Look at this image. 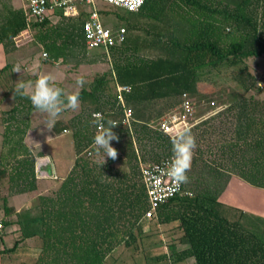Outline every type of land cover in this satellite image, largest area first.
Listing matches in <instances>:
<instances>
[{"label": "trees", "instance_id": "1", "mask_svg": "<svg viewBox=\"0 0 264 264\" xmlns=\"http://www.w3.org/2000/svg\"><path fill=\"white\" fill-rule=\"evenodd\" d=\"M152 3L159 12L143 29L144 37L130 35L138 29L135 21L125 29L124 41L108 52L110 79L130 88L124 101L133 114L131 131L122 126L112 129L118 137L113 148L122 156L117 161L124 158L126 168L112 167L109 157L102 163L82 156L96 134L93 113H103L105 127L108 120L121 118L115 97L105 94L107 79L102 74L89 92L78 93L79 99L88 95L94 100V111L67 125L75 154L72 168L53 195L39 197L35 226L32 217L19 214L14 222L2 221L6 227L17 224L22 233L3 252H15L19 243L36 238L39 248L32 264H105L115 250L130 247L146 223L155 221L174 224L181 232L174 242L186 248L176 251L170 244L173 264L189 258L194 264H264V233L243 225L245 213L220 200L232 177L264 190V99L239 97L188 128L196 141L188 183L181 184L182 195L160 206L152 218H145L148 204L139 169V163L152 164L173 155L171 140L177 128L166 135L150 124L179 105L183 95L199 93L204 69L237 66L244 59L264 56V0H145L137 19L145 18ZM84 15H61L70 21L64 25L45 19L28 27L22 11H9L0 24V45L8 50L9 44L18 46L32 36L50 61L64 63L70 51L79 48ZM29 28L35 35L30 36ZM55 40L59 50L53 54ZM60 47L66 51L64 57L58 56ZM141 51H151L154 57ZM230 77L244 93L260 90L246 67H238ZM16 95L14 107L3 118L0 178L8 175L10 193L22 194L33 192L37 181L34 157L23 144L34 108L29 99ZM160 102L164 107L158 109ZM12 211L9 207L6 214ZM165 256L146 255L155 263Z\"/></svg>", "mask_w": 264, "mask_h": 264}, {"label": "rangeland", "instance_id": "2", "mask_svg": "<svg viewBox=\"0 0 264 264\" xmlns=\"http://www.w3.org/2000/svg\"><path fill=\"white\" fill-rule=\"evenodd\" d=\"M22 7L23 3L21 0H0V24L5 21L9 10L22 11ZM79 8L81 9V12L95 9L102 25L105 28L111 29L113 32L117 31L121 27L125 29L129 28L135 21H138V29L130 32V35L140 37H144L143 29L149 28L151 23L150 19H153V14L159 12V7L157 8L155 4L152 3L145 12V18L137 19L136 13L109 5L99 0H95L93 5L81 4ZM84 17L86 20L87 15H84ZM48 20L51 25H64L70 22L67 18H61V12L59 10H55L53 16ZM71 21L76 22L75 19H71ZM29 33L30 36L35 35L36 31L34 32V29L31 28ZM78 43L79 48L70 51V54L64 63L55 64L53 61L48 59V56H42L46 51L42 45L38 44V41L33 39L31 36L29 42L27 41L26 43H22L18 46H13L14 43L9 44L8 53L10 54L7 56V60H12V58H15L16 55L17 58L21 60V55L26 53V58H30V63L28 64L29 61H26V64L30 66L33 64L36 65V69L30 73L37 74L38 76L40 73L41 75H53L56 78V86L64 89L66 93L79 92L81 88H77L75 82L77 78L80 77H83L86 81L82 88H84L87 93V91H90L94 80L99 75L104 74L107 79L104 91L105 94L109 96V99H112L115 97V87L117 83L112 82L110 79L111 75L109 72L111 70V56H106L107 58L103 56V54L106 55V53L101 47L87 48L82 30H80L78 35ZM54 44L55 52H53V54L59 50V44L56 40ZM1 47L4 48L2 44L0 45V49ZM64 53H66L65 49L60 47V55L57 53L58 56L64 57ZM140 53L141 55L154 57L151 51H141ZM3 58L4 56L0 58V152L5 150L2 145L3 126L1 125V119L6 118L5 112L10 108L8 104L11 95L9 85L10 68L7 67L6 69H3L6 67V62ZM238 67H246L248 71L257 78V81L263 79L264 56L244 59L241 64L237 66L220 65L215 69H204L199 77V93L196 96L190 97L193 104L195 119L198 121L205 119L207 116L211 115V113L222 110L235 99L242 96H252L256 101L264 99V89H260L259 91L252 90L248 93H244L239 85L231 79L230 73ZM69 72L76 74L73 76V79H69ZM79 101L80 106L77 110L63 111L56 119H62L63 122L68 123L71 119L78 117L79 115L84 116L87 115V113L90 114L94 111L93 108L95 103L90 96H84L79 99ZM162 107H164L163 102H160L158 109H161ZM171 110L166 111L165 113L170 112ZM40 117L43 118L41 121L37 119ZM46 119L47 117L45 114L37 112L35 109L30 113L29 131L31 132V135H34L35 144V147L32 149L33 154H31L34 157V161L36 158L40 157V152L44 153V155H48L50 164L42 165L41 169H43L46 173L50 172L53 174L47 179L42 180L55 181L57 179L56 181H58L59 177H65L68 174L67 170L73 165L75 158L74 147L72 144L71 133L68 132L66 134L67 136L60 133L61 135L59 134V137L56 138V133L52 129L49 130L45 126ZM111 146L114 147L112 142ZM90 151V156L87 155V152L84 154L82 153V156L89 157L102 163L107 161L108 157H105L102 151L98 152L95 147ZM117 154V158L122 157L119 152H117ZM117 158L113 160L112 167L125 169V159L122 158L121 161H117ZM234 178L237 180H232V192H227V194H225V196L229 195L230 198L227 200L223 199L227 202L226 204H229L230 206L244 207L247 212L245 217L242 219L243 225L252 226L259 233H264V190L250 186L237 177ZM49 186L51 187H48L49 189L54 187L52 185ZM245 187L248 190H244ZM255 191H258V193ZM17 195L18 194L12 192L10 193L9 191L8 175L0 178V224L2 221L9 219L14 222L16 218L13 212L18 209V207H22V205H30V207H32V205L36 202L33 197L28 198V200L26 199L25 202L24 200L19 201V199L12 200L13 197ZM5 197L7 199L6 203L3 202ZM9 207L13 210L10 215L9 213L6 214V210H8ZM33 215L37 216V214ZM1 226L0 264H32L35 261L38 252L37 249L39 248V241L35 239L28 240L27 238V241L25 240L18 245L15 252L5 253L3 252V249L12 248L14 243L20 239L22 233L20 232V227L17 224L6 227L5 224L2 223ZM180 235L181 232L175 228L174 224L158 225L155 221L146 223L142 228L141 234L137 236L136 241H134L130 247H121L115 250L106 259L105 264H173L171 262L172 256L168 257V255H171L169 246L173 243L177 246V242L174 241H177ZM25 247L29 248V252L24 255L20 250H23ZM161 252L166 253V256L165 259H162L158 263H155L153 260L149 261L146 257V255H156ZM186 264H194V262H186Z\"/></svg>", "mask_w": 264, "mask_h": 264}, {"label": "built area", "instance_id": "3", "mask_svg": "<svg viewBox=\"0 0 264 264\" xmlns=\"http://www.w3.org/2000/svg\"><path fill=\"white\" fill-rule=\"evenodd\" d=\"M23 3L22 12L25 17L27 26L31 23L42 22L53 16L55 10H59L62 16L77 17L81 13L79 6L81 4H94L95 0H21ZM109 5L125 9L129 12L137 13L143 6L145 0H99ZM83 11V10H82ZM86 20L82 25L85 45L87 48H103L108 57L111 47L121 44L124 41L126 30L121 27L117 31L105 28L99 20L97 11L85 10ZM46 57V53H43ZM258 89H264V77L256 81ZM128 86L116 84L115 99L116 104L121 109V118L114 120L117 126H122L131 131V123L133 122V114L130 108L126 107L124 94L128 93ZM95 114V115H94ZM213 114V113H211ZM96 122H104V115L101 111L92 114ZM200 120V119H199ZM202 120V119H201ZM200 120V121H201ZM199 122L194 118L193 104L188 95H183L179 105L174 107L170 112L163 114L150 126L166 135H169L176 128H189ZM96 124V133L98 131ZM66 132V131H63ZM94 148L92 144L91 149ZM91 149L87 151V155H91ZM172 156L165 157L160 161L152 164L139 163L140 176L147 197L148 209L145 218L155 217L158 208L166 204L169 200L176 196L182 195L181 185L177 188L174 180L168 175V167L171 163ZM50 159L46 156H40L35 159V175L38 179H47L53 173H46L41 169L42 165H49ZM56 178V177H55ZM188 194V193H186ZM0 224V228H1Z\"/></svg>", "mask_w": 264, "mask_h": 264}, {"label": "clouds", "instance_id": "4", "mask_svg": "<svg viewBox=\"0 0 264 264\" xmlns=\"http://www.w3.org/2000/svg\"><path fill=\"white\" fill-rule=\"evenodd\" d=\"M13 71L19 73L21 68L15 66ZM55 77L51 74H42L35 80L18 81L14 89L15 94L30 100L32 107L46 115L45 126L50 130L55 126L56 118L67 110L75 111L80 106L78 93H66L56 86ZM86 81L83 77L77 78V88H82ZM95 115V114H94ZM98 131L93 137V145L98 152L102 151L105 157L113 160L117 158V151L111 142L118 140L112 129L117 123L111 120L96 122ZM172 160L168 167V175L174 180L177 188L188 183L187 172L191 168L193 150L196 147L195 137L188 128H177L171 140Z\"/></svg>", "mask_w": 264, "mask_h": 264}, {"label": "crops", "instance_id": "5", "mask_svg": "<svg viewBox=\"0 0 264 264\" xmlns=\"http://www.w3.org/2000/svg\"><path fill=\"white\" fill-rule=\"evenodd\" d=\"M9 54L10 53H8V50H5L4 48L1 47V49H0V58L4 56L3 59L6 62V65H5L6 67L3 68V69H6L7 67L10 68V73H9V80H10L9 83L10 84L9 85H10V94L11 95H10V98H9V104L8 105L10 106L9 109H11L12 107H14L15 101L17 99V95L14 92V89L16 87L17 82L18 81L35 80L37 77H39L41 75V73H40L39 76L37 74L30 73L31 71H34L36 69V65L35 64H33L32 66L28 65L30 63V60H29L30 58H26V53L21 55V60L19 58H17V55H16L15 58L13 57L14 59L12 58V60L8 61L7 60V56ZM26 61H29L28 64H26ZM23 62H24V65H23ZM53 62L55 64L60 63L58 61H53ZM17 65H19L20 68H21V71L19 73H15L13 71L14 67L17 66ZM69 73H68L69 79H73V76L76 75V74H74L72 72H69ZM82 90L85 91L84 88H81L79 90V92L82 91ZM85 96L87 97L88 95H85ZM30 113H29V117H30ZM29 117H28V127H27V130H26V132L24 134V138H23V144L30 151V153H32V149L35 147V144H34V135L33 134L31 135V132L29 131V126H30ZM37 119L39 121H41L43 118L40 117V118H37ZM68 124H69V122L65 123V122H63L62 119H56L55 126L52 128V130L56 133V138L59 137L60 133L62 135L67 136L66 134L68 132L71 133V137H72V131H71L70 128H68V126H67ZM1 125L3 126L2 129H3V132H4L5 123H4L3 119H1ZM63 131H66V132H63ZM39 156L48 157V155H44V153H42V152L39 153ZM71 168H72V166L67 170V172H69ZM48 173H50V172H48ZM63 178H64L63 176L59 177L58 181H56L57 179L55 181H47V180L43 181L42 179H39V180L37 179L36 188H35V190L33 192H27V193L18 194L17 196L13 197V199H12V200H14V199L18 200L19 199V201H23L24 200V202H25L26 199L28 200V198L33 197L36 200V202L32 205V207H30V205H28V206L27 205H22V207H18V209H16L13 212V214L14 215L19 214L20 216H22L21 218H24V219H28V218L32 217L33 218V224L35 226V224L39 222V220H38V203H39L38 199H39V197L43 196V195H53V193L57 190V188L59 187L60 183L62 182ZM234 179L237 180L234 177L231 178V181H229V184H228L227 188L225 189V192L220 197L221 202H223L225 204L227 203L225 200L230 198L229 195L225 196V194H227V192H232V188H233V186H232V182L233 181L232 180H234ZM49 185H52L54 187L52 189H49L48 188V187H50ZM244 190H248V189H246V187H245ZM255 192L258 193V191H255ZM227 205H229V204H227ZM36 207H37V209H36ZM233 207L241 209L245 214L247 212L244 207H242V208L240 206L239 207L238 206H233ZM33 214H37V216L33 215ZM8 227H10V226H8ZM29 239L37 240L36 238H28V240ZM20 244L21 243H19V245ZM184 248H186V247L184 245H182V244H178L177 246L175 244V250L176 251H181ZM20 251L25 255L26 253L29 252V248L25 247L23 250H20ZM186 262H194V261H193V259L189 258V259H186L185 261H183V262H181L179 264H186Z\"/></svg>", "mask_w": 264, "mask_h": 264}]
</instances>
